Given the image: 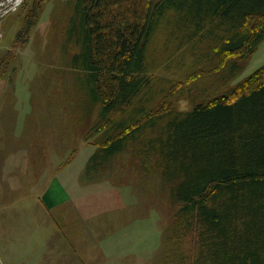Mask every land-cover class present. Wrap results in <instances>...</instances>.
Segmentation results:
<instances>
[{
    "label": "rangeland",
    "instance_id": "374dc122",
    "mask_svg": "<svg viewBox=\"0 0 264 264\" xmlns=\"http://www.w3.org/2000/svg\"><path fill=\"white\" fill-rule=\"evenodd\" d=\"M75 4L0 0V264H195L147 137L94 158L109 128L73 66ZM207 43L177 51L157 37L144 72L155 106L188 112L264 81V39L223 59Z\"/></svg>",
    "mask_w": 264,
    "mask_h": 264
},
{
    "label": "trees",
    "instance_id": "16d2710c",
    "mask_svg": "<svg viewBox=\"0 0 264 264\" xmlns=\"http://www.w3.org/2000/svg\"><path fill=\"white\" fill-rule=\"evenodd\" d=\"M257 18L264 0H76L73 66L109 128L94 158L147 137L144 152L180 204L177 224L198 247L195 264H264V81L181 112L155 106L144 72L160 36L177 51L208 39L222 59L252 53L264 39V25L248 26Z\"/></svg>",
    "mask_w": 264,
    "mask_h": 264
}]
</instances>
